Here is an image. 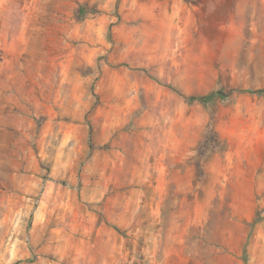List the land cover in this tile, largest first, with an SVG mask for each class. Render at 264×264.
<instances>
[{
    "label": "rangeland",
    "instance_id": "1",
    "mask_svg": "<svg viewBox=\"0 0 264 264\" xmlns=\"http://www.w3.org/2000/svg\"><path fill=\"white\" fill-rule=\"evenodd\" d=\"M258 90L264 0H0V264H264Z\"/></svg>",
    "mask_w": 264,
    "mask_h": 264
},
{
    "label": "trees",
    "instance_id": "2",
    "mask_svg": "<svg viewBox=\"0 0 264 264\" xmlns=\"http://www.w3.org/2000/svg\"><path fill=\"white\" fill-rule=\"evenodd\" d=\"M80 10L82 11V15L85 16L88 11L87 7H80ZM254 93L257 94H264V90H258L254 91ZM223 94L222 92H218L215 89H213L209 94L202 95V96H190L185 97L188 102H200L204 104L205 106H208L210 102H212L214 99L221 97ZM226 146V143L224 139L221 137L219 131L217 130V120L215 119L213 114H210L209 121L206 124L202 137L198 143V145L194 148L195 156L194 160L198 161L199 158L204 156H209L212 154H218L222 151H224ZM264 222V215L256 214L253 221L249 224L250 232L248 235V239L251 238V235L255 229V227L259 224ZM115 230L121 233V229L119 227H114ZM248 244V243H247ZM247 244L243 247L242 250V257L241 260L243 264H248L249 256L247 251Z\"/></svg>",
    "mask_w": 264,
    "mask_h": 264
}]
</instances>
